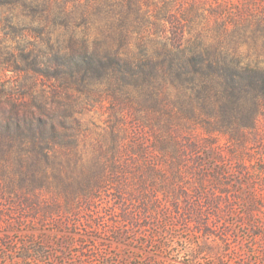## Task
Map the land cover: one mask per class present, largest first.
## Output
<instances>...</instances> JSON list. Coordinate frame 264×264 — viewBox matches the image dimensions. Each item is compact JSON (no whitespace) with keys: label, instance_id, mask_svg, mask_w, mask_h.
<instances>
[{"label":"rangeland","instance_id":"rangeland-1","mask_svg":"<svg viewBox=\"0 0 264 264\" xmlns=\"http://www.w3.org/2000/svg\"><path fill=\"white\" fill-rule=\"evenodd\" d=\"M261 78L264 0H0V264H264Z\"/></svg>","mask_w":264,"mask_h":264},{"label":"trees","instance_id":"trees-1","mask_svg":"<svg viewBox=\"0 0 264 264\" xmlns=\"http://www.w3.org/2000/svg\"><path fill=\"white\" fill-rule=\"evenodd\" d=\"M259 80V81H258ZM256 80L255 82V86L258 88V89H264V78H261V79H258ZM228 87L229 88H232L231 87V83H228Z\"/></svg>","mask_w":264,"mask_h":264}]
</instances>
